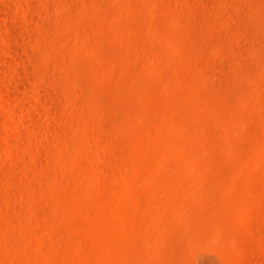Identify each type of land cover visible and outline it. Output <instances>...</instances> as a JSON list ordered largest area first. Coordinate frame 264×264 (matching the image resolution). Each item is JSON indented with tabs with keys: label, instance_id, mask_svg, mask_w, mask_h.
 I'll return each instance as SVG.
<instances>
[{
	"label": "rangeland",
	"instance_id": "rangeland-1",
	"mask_svg": "<svg viewBox=\"0 0 264 264\" xmlns=\"http://www.w3.org/2000/svg\"><path fill=\"white\" fill-rule=\"evenodd\" d=\"M0 264H264V0H0Z\"/></svg>",
	"mask_w": 264,
	"mask_h": 264
}]
</instances>
